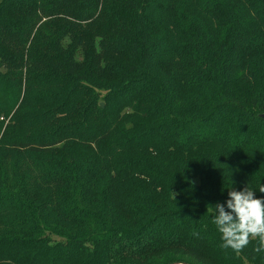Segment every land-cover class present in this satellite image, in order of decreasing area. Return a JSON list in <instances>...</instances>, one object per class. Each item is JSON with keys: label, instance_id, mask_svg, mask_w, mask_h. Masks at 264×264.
<instances>
[{"label": "trees", "instance_id": "obj_1", "mask_svg": "<svg viewBox=\"0 0 264 264\" xmlns=\"http://www.w3.org/2000/svg\"><path fill=\"white\" fill-rule=\"evenodd\" d=\"M0 68V264H264L209 212L264 197V0H0Z\"/></svg>", "mask_w": 264, "mask_h": 264}, {"label": "clouds", "instance_id": "obj_2", "mask_svg": "<svg viewBox=\"0 0 264 264\" xmlns=\"http://www.w3.org/2000/svg\"><path fill=\"white\" fill-rule=\"evenodd\" d=\"M258 190L264 193V186ZM256 191L248 186L240 190L229 188L225 201L209 209L221 247L239 251L250 238H257L256 250L264 252V197L256 196Z\"/></svg>", "mask_w": 264, "mask_h": 264}, {"label": "rangeland", "instance_id": "obj_3", "mask_svg": "<svg viewBox=\"0 0 264 264\" xmlns=\"http://www.w3.org/2000/svg\"><path fill=\"white\" fill-rule=\"evenodd\" d=\"M48 17H41L38 22L35 24V28L34 30L40 25L43 24L44 22L48 21ZM46 20V21H45ZM45 27L42 26L41 29H44ZM44 35H50V29L45 30L43 32ZM1 71H4L3 68H0ZM5 72V71H4ZM3 72V73H4ZM78 85H83L84 81L83 80H77ZM71 84H68V88H70ZM117 87V85L115 84H99V86L94 87L93 90V95L92 98L90 96H82V101H91V108L93 109V114L96 115V119L93 121L92 119H84L81 118V120H77L76 126H80L79 128L84 127V129H92L94 128L96 125L99 126V128L96 131H102V129L106 128V127H110L112 128V130L114 128H116L115 126H117L120 122H117V119L120 118L122 119V123L124 122V120L127 119V115H120L118 118L115 117L117 114H125L126 111L128 110L129 107H125L123 109H121L120 111L116 110V102L119 98L114 101V99H112V94H115V88ZM41 89H38L37 87L34 89V94H38L40 92ZM23 94V91H21V96ZM107 95L106 100H103L102 96ZM14 96V88L12 86H9L8 89H5V91L3 93H0V103H2L4 100L7 102L8 101V106H10L11 102H12V98ZM20 96V97H21ZM20 99V98H19ZM72 96L66 101V102H71ZM80 99V104H84L82 103ZM7 106V107H8ZM78 106H80L78 104ZM97 106H99L102 111L99 108H96ZM1 115V114H0ZM63 115L62 113H60V116ZM9 117L3 118V127L6 125L7 121H8ZM95 118V117H93ZM2 119V117L0 116V120ZM122 125V124H121ZM24 160H28V158H24ZM33 160V159H32ZM34 161V160H33ZM84 167L90 166L91 165V157H87L84 161L80 162ZM11 206L9 204V202L4 203L3 206H1L0 208V223L3 221L2 217L4 215V209H7V207ZM12 208H15V206H11ZM9 212V211H6ZM6 216V214H5ZM55 235H53V239L57 238Z\"/></svg>", "mask_w": 264, "mask_h": 264}]
</instances>
